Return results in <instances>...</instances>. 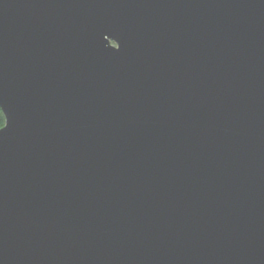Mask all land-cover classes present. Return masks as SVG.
<instances>
[{
    "label": "water",
    "instance_id": "95a60500",
    "mask_svg": "<svg viewBox=\"0 0 264 264\" xmlns=\"http://www.w3.org/2000/svg\"><path fill=\"white\" fill-rule=\"evenodd\" d=\"M0 264H264V0H0Z\"/></svg>",
    "mask_w": 264,
    "mask_h": 264
},
{
    "label": "trees",
    "instance_id": "16d2710c",
    "mask_svg": "<svg viewBox=\"0 0 264 264\" xmlns=\"http://www.w3.org/2000/svg\"><path fill=\"white\" fill-rule=\"evenodd\" d=\"M4 122H5V119H4V116L0 110V124H4Z\"/></svg>",
    "mask_w": 264,
    "mask_h": 264
},
{
    "label": "snow or ice",
    "instance_id": "6c2138e0",
    "mask_svg": "<svg viewBox=\"0 0 264 264\" xmlns=\"http://www.w3.org/2000/svg\"><path fill=\"white\" fill-rule=\"evenodd\" d=\"M6 127V123L0 124V129H4Z\"/></svg>",
    "mask_w": 264,
    "mask_h": 264
}]
</instances>
